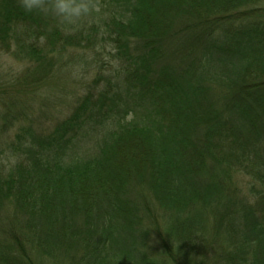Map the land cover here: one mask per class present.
I'll list each match as a JSON object with an SVG mask.
<instances>
[{
	"label": "trees",
	"instance_id": "obj_1",
	"mask_svg": "<svg viewBox=\"0 0 264 264\" xmlns=\"http://www.w3.org/2000/svg\"><path fill=\"white\" fill-rule=\"evenodd\" d=\"M75 2L111 51L74 109L0 84V264H264V0ZM79 21L0 0L20 86Z\"/></svg>",
	"mask_w": 264,
	"mask_h": 264
},
{
	"label": "rangeland",
	"instance_id": "obj_2",
	"mask_svg": "<svg viewBox=\"0 0 264 264\" xmlns=\"http://www.w3.org/2000/svg\"><path fill=\"white\" fill-rule=\"evenodd\" d=\"M100 18L101 11L94 10L92 13L82 14L77 19L80 20L78 25H76L78 27L82 26V24H87V27L88 25L96 24L97 30H86L83 36L85 40L88 38L92 39H90L89 42H84L82 46L69 47L67 52L63 54L61 60L54 65L55 69L49 74V78L39 86H35L36 83L34 79L31 80L33 83L28 85V89H24L25 86H20V80L24 79L23 74L27 73L26 66L22 63L15 62L13 60L14 58L11 56L1 54L0 84L7 81L10 86L6 89H10V96L18 99L21 103L27 101V98H36V103L32 102L28 108H25V106L24 108L28 110L30 108L33 113L36 109L35 115L37 117L41 115L39 110V105H41V103H37V99L41 92L42 99L53 97L49 104L45 103L46 105H44L46 107L44 110L46 113L44 116L45 119L57 117L51 115L50 111L57 115L59 112H61L62 115H67L74 109L73 107L77 103L79 97L86 95L89 91L87 88L96 78L97 72H101L98 70L96 64L102 66V62H106L105 58L109 57L108 53H110L111 47H107L106 50H104V44L101 41L102 31L99 29L100 26H102V21H99ZM71 27L69 28L71 29ZM66 30L67 33H72L71 30ZM90 31H93V33H90ZM103 51H105L106 54L102 53ZM103 58L104 60H102ZM30 78L31 77H28V79ZM24 82L25 80H23L22 83ZM28 82L30 83V81ZM35 91H37L36 96L38 97L34 95ZM60 95L63 97L62 100H60Z\"/></svg>",
	"mask_w": 264,
	"mask_h": 264
},
{
	"label": "clouds",
	"instance_id": "obj_3",
	"mask_svg": "<svg viewBox=\"0 0 264 264\" xmlns=\"http://www.w3.org/2000/svg\"><path fill=\"white\" fill-rule=\"evenodd\" d=\"M20 3L27 12L34 10L44 13L51 12L66 23H74L89 10L86 3H77L75 0H48V3H45V0H20Z\"/></svg>",
	"mask_w": 264,
	"mask_h": 264
}]
</instances>
